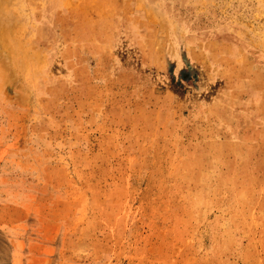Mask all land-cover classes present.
<instances>
[{"label": "rangeland", "instance_id": "rangeland-1", "mask_svg": "<svg viewBox=\"0 0 264 264\" xmlns=\"http://www.w3.org/2000/svg\"><path fill=\"white\" fill-rule=\"evenodd\" d=\"M0 264H264V0H0Z\"/></svg>", "mask_w": 264, "mask_h": 264}]
</instances>
